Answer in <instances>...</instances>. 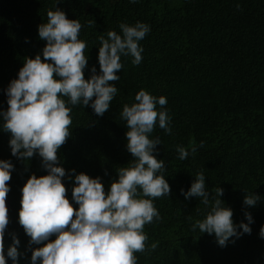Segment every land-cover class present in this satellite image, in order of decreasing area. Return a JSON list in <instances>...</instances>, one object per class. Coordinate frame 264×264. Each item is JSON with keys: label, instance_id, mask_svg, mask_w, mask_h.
Instances as JSON below:
<instances>
[{"label": "trees", "instance_id": "16d2710c", "mask_svg": "<svg viewBox=\"0 0 264 264\" xmlns=\"http://www.w3.org/2000/svg\"><path fill=\"white\" fill-rule=\"evenodd\" d=\"M56 8L82 25L86 79L92 67L100 70V35L122 34L121 23L150 27L139 41L142 62L133 65V57H121L118 91L108 112L99 117L90 106L68 105L71 136L59 149L57 166L68 174L74 169L75 174L100 177L107 191L118 179V169L133 159L126 147L123 106L135 103L141 89L164 96L167 104L161 110L171 118V133L157 124L150 138L161 141L154 155L164 161L171 194L153 200L159 219L144 226L148 240L145 252L134 253L137 264H264V238L259 235L264 226V0H0V113L8 109L7 89L18 79L24 59L37 54L43 59L46 41L39 38L38 26ZM10 138L0 130V160L14 166L6 199L10 223L5 256L15 234L21 253L17 264H31L30 238L18 222L21 190L33 174L39 178L48 173L38 154L25 162L12 156ZM177 147L189 152L187 159L179 158ZM201 171L210 201L216 188L224 190L220 199L233 211L236 225L248 224L245 213L251 214V234L232 237L221 247L214 234L193 231L210 206L197 197L186 200L181 190L187 192ZM63 183L78 208L72 201L74 175L72 180L66 175ZM247 194L260 196L255 207L244 205ZM152 244L157 245L154 250ZM6 264L13 262L9 258Z\"/></svg>", "mask_w": 264, "mask_h": 264}, {"label": "clouds", "instance_id": "9594fccd", "mask_svg": "<svg viewBox=\"0 0 264 264\" xmlns=\"http://www.w3.org/2000/svg\"><path fill=\"white\" fill-rule=\"evenodd\" d=\"M93 23L89 21V26ZM81 28L78 19H68L59 8L49 10L47 22L38 26L39 38L46 41L43 59L40 54L34 59L26 57L18 79L12 80L7 89L8 109L0 113V130L11 136V155L25 162L38 154L48 173L39 178L33 174L23 186L18 222L30 238L31 264H137L134 253L145 252L148 240L144 226L159 219L153 200L171 194L163 175L164 161L154 155L161 141L150 138L157 124L171 133V118L166 110H161L167 104L166 97L157 98L141 89L135 95V103L123 106L120 115L128 129L126 147L133 159L127 167L118 169V179L107 191L100 177L75 174L74 169L68 174L57 165L59 149L71 136L72 109L68 105L90 106L99 117L108 112L118 91L115 82L119 81L117 73L123 68L121 57H133V65L142 62L143 48L139 41L150 27L139 22L135 26L121 23L122 34L108 31L107 38L100 35V70L97 73L92 67L87 79V44L79 39ZM177 152L181 160L188 158L185 148L177 147ZM13 170L11 161L0 160V264H6L9 258L17 264L21 255L20 241L13 234V243L5 256L4 237L10 223L6 199ZM66 175L69 180L74 175L72 201L78 208L67 198L63 183ZM214 191L210 201L201 171L190 189L187 192L182 189L181 194L186 200L197 197L210 206L205 218L193 225V231L198 228L202 234H214L219 246L224 247L232 237L251 234L252 216L246 212L249 223L236 225L233 211L220 199L224 190L218 187ZM259 199V195L247 194L243 203L255 207ZM259 235L264 238V226ZM31 245L43 246L32 249ZM156 247L151 245L153 250Z\"/></svg>", "mask_w": 264, "mask_h": 264}]
</instances>
